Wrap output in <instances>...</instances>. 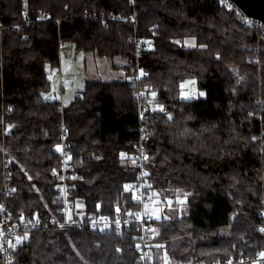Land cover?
Segmentation results:
<instances>
[{
    "label": "trees",
    "instance_id": "1",
    "mask_svg": "<svg viewBox=\"0 0 264 264\" xmlns=\"http://www.w3.org/2000/svg\"><path fill=\"white\" fill-rule=\"evenodd\" d=\"M249 22L222 0H0V218L6 206L13 220L47 223L15 247L12 264H141L136 225L122 234L59 225L53 149L63 125L77 174L71 219L138 216L131 155L142 127L151 200L175 212L149 223L154 264L260 257L264 25ZM68 45L126 58L127 75L138 65L153 104L143 123L130 80H87L67 104L44 100L47 66L59 68ZM188 78L204 96L179 99Z\"/></svg>",
    "mask_w": 264,
    "mask_h": 264
},
{
    "label": "built area",
    "instance_id": "2",
    "mask_svg": "<svg viewBox=\"0 0 264 264\" xmlns=\"http://www.w3.org/2000/svg\"><path fill=\"white\" fill-rule=\"evenodd\" d=\"M228 6L229 11L239 15L240 18L246 15L237 7L235 3L230 0H222ZM249 23H261L258 20L251 19ZM262 24V23H261ZM147 47V46H144ZM139 53L137 54V58ZM131 85L134 88L135 96L138 101L139 120L143 123L146 114L152 110L153 104L151 100L143 101V92L140 88L141 80L146 77V74L137 66L133 68ZM146 130L140 127L139 140L136 143L135 150L131 155V159L138 169V181L133 188L134 200L140 206L139 214L135 218L130 212L126 214H119L115 217H90L86 221H78L71 219L70 215L75 208V201L73 198V186L77 179V174L71 163L72 148L70 143L67 142V129L63 125L61 132V141L54 147L53 151L60 156L61 168L56 175V189L58 198L61 205V212L64 215V220L59 224L60 226L82 225L84 222L93 229H100L105 232H116L122 234L124 231L129 230L133 225L138 227L139 233L137 236L138 248L141 253V264H154L153 252L150 247L152 239L148 235L149 223L154 218L149 212L146 211V205L152 203L150 197V159L147 152L145 138ZM8 164V161H5ZM10 182V177L7 176L5 183ZM261 221L263 222L264 229V211L260 214ZM51 224L57 222L51 221ZM44 223L41 219L21 217L19 220L11 219L7 214L6 206L3 209V214L0 218V254L2 256L1 264H12L13 253L17 245L24 243L28 235L36 229L42 227ZM264 264V250L260 257L257 259L248 258H232L226 262H212V263H199V264ZM173 264V263H168Z\"/></svg>",
    "mask_w": 264,
    "mask_h": 264
},
{
    "label": "rangeland",
    "instance_id": "3",
    "mask_svg": "<svg viewBox=\"0 0 264 264\" xmlns=\"http://www.w3.org/2000/svg\"><path fill=\"white\" fill-rule=\"evenodd\" d=\"M184 44L188 47L195 46V40L187 38ZM61 56L64 62L63 70L60 67L47 66L52 83L51 88L43 93L44 100H58L62 104H67L85 87L87 80L125 81L133 77L127 75L124 67L128 64V60L121 56L101 57L93 52L77 51L70 45L63 49ZM204 95L205 92L197 87L195 79L188 78L181 82L179 99H195ZM183 201L181 200L179 206V216L187 214ZM171 204L172 201L168 204H160L159 200H153L146 205V211L156 219L172 217L175 212L171 210Z\"/></svg>",
    "mask_w": 264,
    "mask_h": 264
},
{
    "label": "water",
    "instance_id": "4",
    "mask_svg": "<svg viewBox=\"0 0 264 264\" xmlns=\"http://www.w3.org/2000/svg\"><path fill=\"white\" fill-rule=\"evenodd\" d=\"M246 15L264 25V0H230Z\"/></svg>",
    "mask_w": 264,
    "mask_h": 264
},
{
    "label": "crops",
    "instance_id": "5",
    "mask_svg": "<svg viewBox=\"0 0 264 264\" xmlns=\"http://www.w3.org/2000/svg\"><path fill=\"white\" fill-rule=\"evenodd\" d=\"M62 61H61V65H60V68L63 70V68H64V62H63V57H62V59H61ZM65 90V89H64Z\"/></svg>",
    "mask_w": 264,
    "mask_h": 264
},
{
    "label": "snow or ice",
    "instance_id": "6",
    "mask_svg": "<svg viewBox=\"0 0 264 264\" xmlns=\"http://www.w3.org/2000/svg\"><path fill=\"white\" fill-rule=\"evenodd\" d=\"M161 110H163V109H161ZM170 118V117H169ZM261 231H264V229H261Z\"/></svg>",
    "mask_w": 264,
    "mask_h": 264
}]
</instances>
